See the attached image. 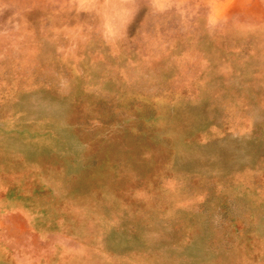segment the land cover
Here are the masks:
<instances>
[{"label": "rangeland", "instance_id": "1", "mask_svg": "<svg viewBox=\"0 0 264 264\" xmlns=\"http://www.w3.org/2000/svg\"><path fill=\"white\" fill-rule=\"evenodd\" d=\"M0 264H264V0H0Z\"/></svg>", "mask_w": 264, "mask_h": 264}, {"label": "bare ground", "instance_id": "2", "mask_svg": "<svg viewBox=\"0 0 264 264\" xmlns=\"http://www.w3.org/2000/svg\"><path fill=\"white\" fill-rule=\"evenodd\" d=\"M137 106H138V105H137ZM205 133H206V132H205ZM165 204H166V203H165ZM165 206H166V205H165ZM155 210H156V209H155ZM258 245H259V244H258ZM236 260H237V259H236ZM237 261H238V260H237ZM237 261H236V262H237Z\"/></svg>", "mask_w": 264, "mask_h": 264}]
</instances>
